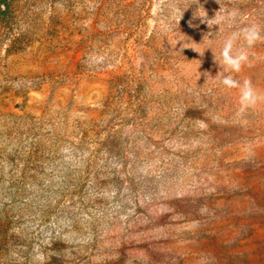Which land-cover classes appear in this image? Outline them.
Wrapping results in <instances>:
<instances>
[{"label":"rangeland","instance_id":"rangeland-1","mask_svg":"<svg viewBox=\"0 0 264 264\" xmlns=\"http://www.w3.org/2000/svg\"><path fill=\"white\" fill-rule=\"evenodd\" d=\"M253 25L240 113L214 51ZM215 263L264 264V0H12L0 264Z\"/></svg>","mask_w":264,"mask_h":264},{"label":"clouds","instance_id":"clouds-1","mask_svg":"<svg viewBox=\"0 0 264 264\" xmlns=\"http://www.w3.org/2000/svg\"><path fill=\"white\" fill-rule=\"evenodd\" d=\"M197 16L202 18H207V12L205 8H199ZM231 16L235 17L237 15L236 12H232ZM223 20L222 16H219L216 13L215 17L212 19H208L207 23L211 25H220ZM261 39V32L257 29L256 26H247L241 28L239 31L232 33L229 35L222 43L220 47L219 54L214 51L211 46H208L204 49V51L208 48H211L214 51L215 58L222 70L215 76L218 77V83L225 89H236L239 93V112L243 113L249 107H252L256 104L258 99L260 98L259 93L254 88L252 82L248 79H237L233 75L229 73H239L242 67L245 64L249 63V49L254 46V44ZM169 41L175 47L178 41H184V47H193L201 53L200 49L186 41L185 37L179 33L175 34V40L173 43V39L169 37ZM242 42V43H241ZM203 51V53H204ZM201 53V54H203ZM199 65L197 66L198 71Z\"/></svg>","mask_w":264,"mask_h":264},{"label":"trees","instance_id":"trees-1","mask_svg":"<svg viewBox=\"0 0 264 264\" xmlns=\"http://www.w3.org/2000/svg\"><path fill=\"white\" fill-rule=\"evenodd\" d=\"M11 2H12V0H0V17L1 18H4V17H6V15L9 14V9H10ZM200 238H201L200 235H197L195 237V239H200ZM213 238H215V239H213ZM213 240H217V241L220 240V236H218L217 234L216 235H214V234L213 235H208V236L206 235V239L203 240V241L204 242L208 241V242H206L208 244V243H211V241H213ZM224 247H226V244H224ZM215 250L216 249H214L213 251H215ZM223 251H225L224 253L227 252V250H225V249ZM215 254H216V252H215ZM215 254H213V255H215Z\"/></svg>","mask_w":264,"mask_h":264}]
</instances>
